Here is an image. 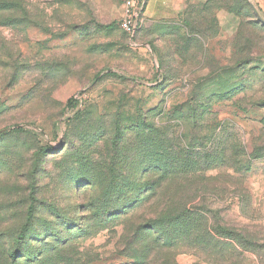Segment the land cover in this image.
Listing matches in <instances>:
<instances>
[{
	"label": "rangeland",
	"instance_id": "obj_1",
	"mask_svg": "<svg viewBox=\"0 0 264 264\" xmlns=\"http://www.w3.org/2000/svg\"><path fill=\"white\" fill-rule=\"evenodd\" d=\"M123 2L23 0V25L0 28V132L20 131L0 137V250L57 249L79 264H264V26L250 8L264 20V0H183L134 36L118 26ZM105 70L136 81L93 82ZM154 127L185 153L222 157L185 183L190 197L201 190L192 208L205 224L172 249L142 243V227L172 208L162 195L121 190L101 206L109 171L146 168L108 152L123 139L136 149Z\"/></svg>",
	"mask_w": 264,
	"mask_h": 264
},
{
	"label": "trees",
	"instance_id": "obj_2",
	"mask_svg": "<svg viewBox=\"0 0 264 264\" xmlns=\"http://www.w3.org/2000/svg\"><path fill=\"white\" fill-rule=\"evenodd\" d=\"M24 20H26V11L24 10L23 0H0L1 29L22 26L25 22ZM104 77L124 79L123 75H119L116 71L105 70L98 74L93 82ZM126 79L136 81L135 78L127 77L124 80ZM77 102V99H70L67 102V107L74 108L77 105ZM8 132L20 131L19 129L1 131L0 137ZM145 133H147V136H144ZM138 136H141L142 138L137 142L139 145L136 149L133 147L130 148L126 145L124 139L120 142L116 141L112 151L108 152V158L117 159V163L118 161L122 162L120 160L130 154H134L137 163L141 166L146 164V168L143 170L132 168L130 173L124 176L122 175L123 173L120 171V168L117 170L118 173L114 169L109 171L112 177V183L104 189L105 193H103L102 199L106 201L103 202L101 206H103L105 212H108L111 208L109 206L110 196L120 194L121 190L129 191L127 195L141 190L139 191V194H142L144 197L143 200L162 195V197L166 199L164 206L166 207L170 201L169 205H171L172 208L165 212L159 210V213H156L157 218L156 221H154V224L142 227L145 231V233L141 235V237H143L142 243H144V246L147 249L149 248V244H154L155 241H157V245L163 248L166 247L172 249L174 244L182 242L188 238L189 233L191 232L190 225L191 228L198 229L199 227L196 225L197 223L203 227L205 224V219L199 214H196L194 208H192V202L199 197L201 190L195 188L194 194H191L190 197L187 193L189 186H185V183H188L189 181H197L198 179H201L202 175L206 172L215 170L222 157L211 156L204 151H200V153H197L194 156L185 153L186 148L181 141L178 142V144H169L165 141V134H162L155 129V127L154 129L149 128L144 130L143 134H139ZM229 161L231 162V165L227 170V174H236L237 171L233 168V162L231 159ZM120 175V179L123 183L119 185L116 181ZM228 178L230 179L232 177L228 176ZM214 180L215 179H213V181ZM85 187H93V185L90 183L85 185ZM164 214L166 215L164 216ZM172 228H175V230H172ZM213 234L214 235L209 237L221 238L225 236L219 235L218 233L216 234L215 231ZM160 243L162 244L160 245ZM20 255L21 252L20 254L17 251L9 252L8 255V253L6 254L0 250V264L80 263L79 259L76 260V262H72L69 258L65 259L63 257V251L61 253V251H58L57 249L50 250L47 253H41L35 259L29 258L30 256L21 257ZM73 256L74 254L72 253V257ZM21 259L24 261L22 262Z\"/></svg>",
	"mask_w": 264,
	"mask_h": 264
},
{
	"label": "crops",
	"instance_id": "obj_3",
	"mask_svg": "<svg viewBox=\"0 0 264 264\" xmlns=\"http://www.w3.org/2000/svg\"><path fill=\"white\" fill-rule=\"evenodd\" d=\"M183 0H146L144 8L139 13L143 25L148 20L176 17L183 8Z\"/></svg>",
	"mask_w": 264,
	"mask_h": 264
},
{
	"label": "built area",
	"instance_id": "obj_4",
	"mask_svg": "<svg viewBox=\"0 0 264 264\" xmlns=\"http://www.w3.org/2000/svg\"><path fill=\"white\" fill-rule=\"evenodd\" d=\"M146 0H124L121 11L119 28L129 36L136 35L142 28L143 22L139 18Z\"/></svg>",
	"mask_w": 264,
	"mask_h": 264
},
{
	"label": "water",
	"instance_id": "obj_5",
	"mask_svg": "<svg viewBox=\"0 0 264 264\" xmlns=\"http://www.w3.org/2000/svg\"><path fill=\"white\" fill-rule=\"evenodd\" d=\"M251 7V10L253 12V14L255 15V17L258 19V21L264 26V21L259 17L258 13L256 12V10L252 7Z\"/></svg>",
	"mask_w": 264,
	"mask_h": 264
}]
</instances>
